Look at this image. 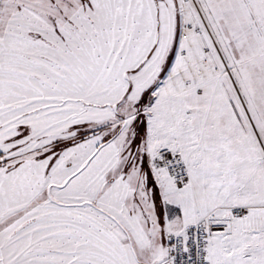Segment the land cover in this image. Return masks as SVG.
<instances>
[{"label": "snow or ice", "instance_id": "1", "mask_svg": "<svg viewBox=\"0 0 264 264\" xmlns=\"http://www.w3.org/2000/svg\"><path fill=\"white\" fill-rule=\"evenodd\" d=\"M0 264H264V0H0Z\"/></svg>", "mask_w": 264, "mask_h": 264}]
</instances>
